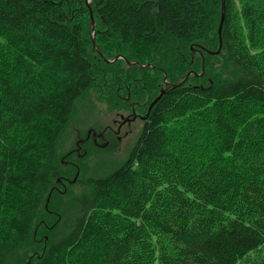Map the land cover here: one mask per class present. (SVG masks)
<instances>
[{"label": "trees", "instance_id": "1", "mask_svg": "<svg viewBox=\"0 0 264 264\" xmlns=\"http://www.w3.org/2000/svg\"><path fill=\"white\" fill-rule=\"evenodd\" d=\"M86 1L0 0V264H264V0H224L218 53L221 0H89L95 47ZM161 90L125 161L63 183L79 99Z\"/></svg>", "mask_w": 264, "mask_h": 264}, {"label": "rangeland", "instance_id": "2", "mask_svg": "<svg viewBox=\"0 0 264 264\" xmlns=\"http://www.w3.org/2000/svg\"><path fill=\"white\" fill-rule=\"evenodd\" d=\"M95 99L94 91H89L84 98L78 100L73 119L66 127L59 142L58 151L61 155L67 153V151L75 146L77 135L80 134V137L84 136L87 128L88 130L95 131L116 119L113 111ZM142 125L143 123L139 119L131 122L130 125L125 126L122 130V134L126 135L122 139V142L118 140L111 141L110 145L105 147L106 149L99 150L92 145L94 153H87L78 161L75 159L76 156L74 154L73 161L77 164L78 172H81V176H85L86 178H99L106 175L107 172L114 170L120 163L125 161L127 158L126 155L135 143ZM76 129H80V131H76ZM84 164L87 168H85ZM61 190L63 192V188ZM73 190L79 192L80 187L74 186Z\"/></svg>", "mask_w": 264, "mask_h": 264}, {"label": "flooded vegetation", "instance_id": "3", "mask_svg": "<svg viewBox=\"0 0 264 264\" xmlns=\"http://www.w3.org/2000/svg\"><path fill=\"white\" fill-rule=\"evenodd\" d=\"M130 97L128 96L126 100L128 101ZM153 102V101H152ZM150 102L147 107H143L145 103L143 102H137V101H130L128 102V112L122 113V112H115L116 119L113 120L110 124L104 125L98 129L94 130H88V128L85 130L84 136L80 137V134L77 135V139L75 142V146L67 151V153L75 154L76 157H83L87 153H94L93 147L99 149H106L108 145H110L111 141H120L122 142V139L126 136L125 134H122V130L125 126L130 125L131 122L139 119L144 124L145 119L149 116V106L151 105ZM136 106V107H135ZM138 107V108H137ZM127 108H124V110ZM136 110V111H135ZM140 112V113H138ZM142 113V114H141ZM143 127V125H142ZM142 129V128H141ZM76 131H80V129H76ZM79 138V139H78ZM90 147H89V146ZM110 148V147H109ZM74 159V158H73ZM66 164H69L71 167L76 169V172L78 171L77 164L73 160H68L65 162ZM75 172V175H76ZM79 176V175H78ZM72 180V179H71ZM68 179H64L63 183L65 185L69 184L68 182L71 181ZM77 181V180H76ZM60 184L62 188L65 187L64 184ZM70 185V184H69Z\"/></svg>", "mask_w": 264, "mask_h": 264}, {"label": "water", "instance_id": "4", "mask_svg": "<svg viewBox=\"0 0 264 264\" xmlns=\"http://www.w3.org/2000/svg\"><path fill=\"white\" fill-rule=\"evenodd\" d=\"M86 3L88 5V7H89L90 19H91V41H92L93 47H95V37H94V32H93V28L95 26V23H94V19H93V16H92V11H91V8H90V5H89V1L87 0ZM224 15H225L224 0H221V15H220V21H219V25H218L219 49L217 50V53L221 50V46H222L221 31H222V27H223ZM200 54L202 55V53H200ZM131 64L132 63H130V65ZM203 71H204V59H203V56H202V71H201V74L203 73ZM189 75H190V73H188L185 76V78H184V80L182 82H180L179 84H176L174 86H179V85L183 84L184 81L188 78ZM163 93H164V90H161L160 95L156 99H154V101L149 106V111L157 103V101L161 98ZM78 174H79V172L77 171L75 177L71 181H69L68 183L69 184L75 183L76 180H77ZM60 181H61L60 179H57V182H60ZM65 191H66V188L64 187L63 192H65ZM49 198L50 197L48 195L47 201H46V204H45L46 207H47V203L49 202Z\"/></svg>", "mask_w": 264, "mask_h": 264}, {"label": "bare ground", "instance_id": "5", "mask_svg": "<svg viewBox=\"0 0 264 264\" xmlns=\"http://www.w3.org/2000/svg\"><path fill=\"white\" fill-rule=\"evenodd\" d=\"M171 85V84H170ZM164 87V86H163ZM171 87V86H170ZM173 90V89H172ZM158 97V96H157ZM126 101V100H125ZM127 102V101H126ZM140 102V101H139ZM128 103V102H127ZM146 105V104H145ZM129 107V106H128ZM136 107V106H135ZM147 107V106H146ZM138 108V107H137ZM154 108V107H153ZM136 111V110H135ZM140 113V112H138ZM142 114V113H141ZM144 125V124H143ZM49 194V193H48ZM51 194V193H50ZM50 200V199H49ZM48 206V205H47ZM45 207V206H44Z\"/></svg>", "mask_w": 264, "mask_h": 264}]
</instances>
